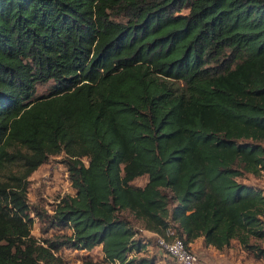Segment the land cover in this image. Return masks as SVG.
I'll list each match as a JSON object with an SVG mask.
<instances>
[{
  "label": "trees",
  "instance_id": "obj_1",
  "mask_svg": "<svg viewBox=\"0 0 264 264\" xmlns=\"http://www.w3.org/2000/svg\"><path fill=\"white\" fill-rule=\"evenodd\" d=\"M58 155L74 194L32 208ZM263 173L264 0H0V264H155L126 214L264 258Z\"/></svg>",
  "mask_w": 264,
  "mask_h": 264
},
{
  "label": "rangeland",
  "instance_id": "obj_2",
  "mask_svg": "<svg viewBox=\"0 0 264 264\" xmlns=\"http://www.w3.org/2000/svg\"><path fill=\"white\" fill-rule=\"evenodd\" d=\"M186 11L187 10H184L183 12L186 13ZM49 86L50 83L37 85L36 95L47 93ZM145 181L146 178L141 177L135 180L134 183L143 185ZM249 182L261 185L264 188V173L257 179L251 178ZM72 194H74V188L68 178L64 155L49 157V160L45 164H42L30 177L27 197L29 205L32 208L38 207L41 210L51 213L54 205L62 198H66ZM126 215L130 218L132 226L135 229L141 227L140 223L132 219L130 214ZM40 227L41 224L35 218L31 232L36 237H40L41 235ZM137 237L147 239L148 236L146 233L138 231ZM149 240L150 244L144 251V256L152 257L155 264H175L174 261L159 248L155 236H150ZM260 244L264 247V239L260 241ZM191 248L199 257H206L210 264H264V258H257L251 252L245 251L236 241H232L229 247L219 251L211 246L203 247L202 240L197 239ZM61 253L70 264H80L81 258L87 254L94 259L101 258V251L98 247L94 248L90 253L70 249H64Z\"/></svg>",
  "mask_w": 264,
  "mask_h": 264
},
{
  "label": "built area",
  "instance_id": "obj_3",
  "mask_svg": "<svg viewBox=\"0 0 264 264\" xmlns=\"http://www.w3.org/2000/svg\"><path fill=\"white\" fill-rule=\"evenodd\" d=\"M135 237L138 235V231L144 232L147 236H155L159 248H161L173 261L175 264H203L198 258L197 254L193 249L186 245L182 238L175 234L174 229H168L166 236L158 235L154 232L148 231L139 227L135 229L133 227ZM101 251V247H98ZM134 253H130L128 258L132 257ZM103 253L101 251V257ZM106 264H121L119 260L114 259L113 261H108Z\"/></svg>",
  "mask_w": 264,
  "mask_h": 264
},
{
  "label": "crops",
  "instance_id": "obj_4",
  "mask_svg": "<svg viewBox=\"0 0 264 264\" xmlns=\"http://www.w3.org/2000/svg\"><path fill=\"white\" fill-rule=\"evenodd\" d=\"M258 185V184H257ZM259 187H261L262 189H263V191H264V188H263V186H261V185H258ZM201 240V239H200ZM201 242V241H200ZM193 245V244H192ZM214 248V247H213ZM198 255V254H197ZM198 258L201 260V262L203 263V264H210L209 262H208V260H207V258L206 257H203V256H201V257H199V255H198Z\"/></svg>",
  "mask_w": 264,
  "mask_h": 264
}]
</instances>
